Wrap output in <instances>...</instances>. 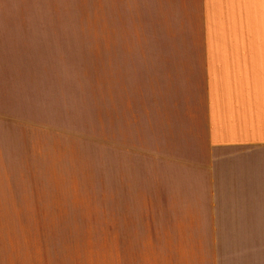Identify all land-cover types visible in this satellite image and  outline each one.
Listing matches in <instances>:
<instances>
[{
  "label": "crops",
  "instance_id": "crops-1",
  "mask_svg": "<svg viewBox=\"0 0 264 264\" xmlns=\"http://www.w3.org/2000/svg\"><path fill=\"white\" fill-rule=\"evenodd\" d=\"M0 6V103L99 134L116 197L4 206L0 264H264V233L201 232L264 230V0Z\"/></svg>",
  "mask_w": 264,
  "mask_h": 264
},
{
  "label": "rangeland",
  "instance_id": "rangeland-1",
  "mask_svg": "<svg viewBox=\"0 0 264 264\" xmlns=\"http://www.w3.org/2000/svg\"><path fill=\"white\" fill-rule=\"evenodd\" d=\"M45 7L48 10L51 6ZM3 9L0 6V11ZM6 71L0 61L1 80ZM9 106L0 103V210L6 205L99 209L116 203V197L111 202L108 196L107 181L102 195L99 134L49 118L42 117L43 122L37 123L32 116L19 114ZM201 232L226 238L232 233L261 235L264 230Z\"/></svg>",
  "mask_w": 264,
  "mask_h": 264
}]
</instances>
